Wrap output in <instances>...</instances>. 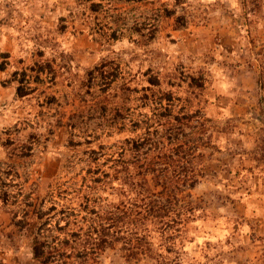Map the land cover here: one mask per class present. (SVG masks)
<instances>
[{"label":"rangeland","instance_id":"1","mask_svg":"<svg viewBox=\"0 0 264 264\" xmlns=\"http://www.w3.org/2000/svg\"><path fill=\"white\" fill-rule=\"evenodd\" d=\"M252 6L250 0L245 6L243 0H0V183L12 167L44 197L66 181V171L84 169L100 148L124 139L125 132L98 139L90 133H100L114 114L119 121L135 116V89L157 76L158 97L170 92L175 106L209 119L199 181L188 191L200 211L174 240L178 264H264V0ZM102 64L118 67L115 84L88 95L87 75ZM17 89L26 95L17 97ZM102 99L120 111L104 110ZM11 218L0 203V264H36ZM152 241L155 249L163 244L157 234ZM96 264L157 262L129 261L116 246Z\"/></svg>","mask_w":264,"mask_h":264},{"label":"trees","instance_id":"2","mask_svg":"<svg viewBox=\"0 0 264 264\" xmlns=\"http://www.w3.org/2000/svg\"><path fill=\"white\" fill-rule=\"evenodd\" d=\"M250 1L252 11L259 8L261 0ZM174 2L178 5L182 0ZM248 2L243 0L244 6ZM117 70L106 64L94 68L87 75L86 93L91 95V88L109 91ZM30 72L36 80L41 77L35 67ZM153 78H148V86L135 89L139 102L134 101L135 116L119 121L114 114L100 133H90L98 139L125 132L124 139L100 148V155L91 156L84 169L74 174L66 171V181L49 187L44 197L37 195L36 187L27 188V181L12 167L7 183H0L5 187L0 188L1 206L10 212L17 231L28 237L36 264H96L102 253L116 246L129 261L178 264L174 240L200 211L188 191L199 181V151L209 145L204 129L209 119L199 109L175 106L170 92L158 97L160 79ZM125 86L122 82L118 90ZM16 95L26 94L17 89ZM102 101L104 110L120 111L109 100ZM11 186L14 191L6 189ZM154 234L163 242L156 249Z\"/></svg>","mask_w":264,"mask_h":264}]
</instances>
